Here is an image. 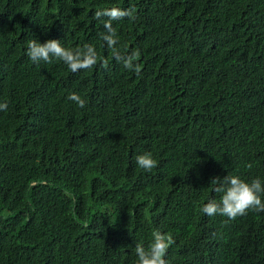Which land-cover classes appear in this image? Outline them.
I'll list each match as a JSON object with an SVG mask.
<instances>
[{
	"label": "trees",
	"instance_id": "trees-1",
	"mask_svg": "<svg viewBox=\"0 0 264 264\" xmlns=\"http://www.w3.org/2000/svg\"><path fill=\"white\" fill-rule=\"evenodd\" d=\"M113 7L139 76L101 39ZM32 39L100 61L36 65ZM0 103V264H137L155 229L168 264H264V213L201 211L217 177L264 180V0H0Z\"/></svg>",
	"mask_w": 264,
	"mask_h": 264
},
{
	"label": "clouds",
	"instance_id": "clouds-1",
	"mask_svg": "<svg viewBox=\"0 0 264 264\" xmlns=\"http://www.w3.org/2000/svg\"><path fill=\"white\" fill-rule=\"evenodd\" d=\"M98 20H101L105 32L101 33V39L112 53L113 59L120 63L123 68L140 75L142 65L139 63L140 52L133 50L121 52L119 45V36L113 27V21L129 18L135 20V10L133 8L121 9L110 8L101 9L95 13ZM107 17L106 20L102 19ZM27 56L33 64L39 65L52 64L55 61L63 62L72 73L81 70H89L97 66L100 57L96 48L91 44H85L83 47L75 49L67 48L56 39L47 40L44 43L37 39L27 42ZM105 69L109 64L107 60L101 62ZM68 99L73 101L80 108H85L86 101L80 95L71 93ZM7 103H0V111H6ZM137 166L147 172H151L158 166L157 161L151 153H144L135 157ZM249 168L251 164L247 165ZM215 185L214 191L219 194V201L212 199L202 206L201 211L209 217L224 216L229 221H234L238 217L248 214L249 211L264 213V180L257 177L250 182L245 181L238 175H230L222 179L217 177L211 181ZM175 243L171 233H165L155 229L151 233V242L147 247L140 244L136 245L135 253L137 255V264H168L166 255L169 248Z\"/></svg>",
	"mask_w": 264,
	"mask_h": 264
}]
</instances>
